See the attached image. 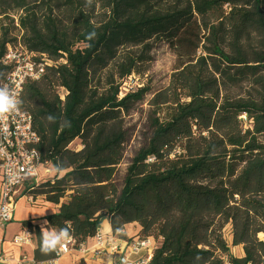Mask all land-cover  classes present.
I'll use <instances>...</instances> for the list:
<instances>
[{
  "label": "trees",
  "instance_id": "obj_1",
  "mask_svg": "<svg viewBox=\"0 0 264 264\" xmlns=\"http://www.w3.org/2000/svg\"><path fill=\"white\" fill-rule=\"evenodd\" d=\"M47 1L0 0V15L9 5L20 13L11 21L21 44L57 63L24 85L20 109L31 115L41 162L62 163L64 174L25 183L21 196L58 206L44 220L52 230L69 227L74 248L108 219L121 240L127 238L115 228L135 223L139 238L155 242L149 264H261L264 0H92L103 11L99 23L87 0ZM2 30L0 81L9 72L1 63L6 46L18 41ZM154 40L165 42L176 67L167 86L151 93L150 134L119 189L124 120L151 91L145 83L119 99V88L146 73ZM75 140L79 151L69 148ZM21 225L35 237L36 264L58 258L39 252L38 226ZM228 225L243 258L230 254Z\"/></svg>",
  "mask_w": 264,
  "mask_h": 264
},
{
  "label": "built area",
  "instance_id": "obj_2",
  "mask_svg": "<svg viewBox=\"0 0 264 264\" xmlns=\"http://www.w3.org/2000/svg\"><path fill=\"white\" fill-rule=\"evenodd\" d=\"M15 27H18L15 19ZM4 67L9 68L6 77L0 83L10 84L15 92L21 96L24 85L27 82L38 81L46 71L47 67L57 63L52 62L46 55L29 52L18 41L6 46L5 53L1 60ZM134 86L131 84V76L123 82L120 88L118 98H122L127 93L133 91ZM6 128L4 132L0 130V205L7 206L9 215L6 219H0L1 224H6L12 220L13 212L16 205L17 191L27 182L39 183L41 179L50 173L49 163H42L36 146L39 143L37 134L32 129V119L28 112L20 109L19 113L7 117L0 122V129ZM38 153V155H37ZM40 171L43 173L40 174ZM18 173L21 177L19 182H11L10 176ZM32 236L28 231H24L13 238V243L19 246L31 243ZM95 241L96 249L93 250V257L99 258L104 255V247L111 245L99 232L92 238ZM124 250L121 256L128 252L133 255V250L139 248L140 252L136 264H149L155 242L151 238L141 239L135 237L132 239L122 240ZM74 241L70 240L63 251L57 252L59 258L61 255L69 253L72 250L86 251L85 243H81L74 248ZM118 249L113 247L112 252ZM111 253V252H110ZM40 264H54L52 261Z\"/></svg>",
  "mask_w": 264,
  "mask_h": 264
},
{
  "label": "rangeland",
  "instance_id": "obj_3",
  "mask_svg": "<svg viewBox=\"0 0 264 264\" xmlns=\"http://www.w3.org/2000/svg\"><path fill=\"white\" fill-rule=\"evenodd\" d=\"M92 3H95V5L92 6L87 3L88 5H86L85 8L87 11H91L92 8L94 7L93 22L99 23L104 18L103 11L101 10L99 3H96L93 1ZM47 4H51V0L47 1ZM9 6L10 7L7 10L6 14L0 15V36L3 31L2 29L7 28L9 31L10 38L12 39L16 38L18 40V38H20L21 32L17 28L13 27L11 20H13V18H18L20 13L17 10L13 9L12 5H9ZM51 6L53 5L51 4ZM150 44H151L150 45L151 47H150L149 54L151 57V62L147 66L146 73L142 76H139L136 74L131 75V84L134 86L133 90H136L137 88L142 87L145 83H148V85L151 88V91H150V94L146 95L145 99L141 103L135 106V108L130 113V115L126 117L124 120L125 128L127 130V141L125 144L123 159L121 163L119 164V166L117 167L116 175L114 178L116 185L119 189L122 186V182L126 174V169L128 165L130 164L132 158L135 156L137 151L146 144V141L149 137L150 132H149V127H148V115H149L148 101L151 99V93L158 91L160 89H163L167 86L169 77L176 67L175 56L170 51L169 47L165 44V42L154 40ZM105 76H106L105 72H103L99 76L100 78L99 82L95 80L94 84L98 88L102 86ZM124 81H122L120 88H122ZM120 88H119V91H120ZM54 92L60 97L61 100H63L65 91L62 88L56 87L54 88ZM244 128L245 129L249 128V124H244ZM69 148L74 151H79L82 149V146L79 140H75L69 146ZM49 169H50V173L46 175V177L41 179L40 182H44L47 180H53L55 176L59 177V176H63L64 174V173H59V174L55 173L53 171L52 166L51 168L49 167ZM42 173L43 172L40 171V174ZM25 196L28 198H31L33 201L38 200V199H43L41 197L33 198L32 196H29L28 194H26ZM20 200H22L20 201V206L24 210H26L25 206H27V208L31 206L26 201V198L25 199L22 198ZM223 237H224L226 244L229 247L230 254L234 256L235 258H243L244 254H243L242 247L232 246L231 228L229 225L225 227L223 231ZM257 238L259 241L264 242V234H259ZM261 264H264V260L262 261Z\"/></svg>",
  "mask_w": 264,
  "mask_h": 264
},
{
  "label": "crops",
  "instance_id": "obj_4",
  "mask_svg": "<svg viewBox=\"0 0 264 264\" xmlns=\"http://www.w3.org/2000/svg\"><path fill=\"white\" fill-rule=\"evenodd\" d=\"M41 181V180H40ZM39 181V183H40ZM21 188L17 191L16 205L13 212L12 220L6 224L0 223V264H36L34 261V251L36 249V240L33 235L31 243L28 245L19 246L13 243V238L21 234L25 230L21 223L23 221H31L33 226H38L41 231V226L44 225V218L54 214L58 210V206L45 202L43 199L33 201L31 198L21 196ZM26 198V201L31 206L24 210L20 206V199ZM47 230H52L44 225ZM97 232L102 234L107 240L111 241V245L104 247V255L99 258L93 257V250L96 249L95 241L91 238L85 242L86 251L80 252L72 250L69 253L61 255L59 258L52 261L54 264H101L105 255L121 256L124 250V242L117 236L112 234L111 225L108 219L103 220L98 227ZM140 227L133 223L124 226V233L127 239L138 237ZM31 234V233H30ZM113 247L118 250L112 252ZM111 252V253H110ZM125 255H129L126 252ZM133 260L138 256L129 255ZM50 262V261H48Z\"/></svg>",
  "mask_w": 264,
  "mask_h": 264
},
{
  "label": "clouds",
  "instance_id": "obj_5",
  "mask_svg": "<svg viewBox=\"0 0 264 264\" xmlns=\"http://www.w3.org/2000/svg\"><path fill=\"white\" fill-rule=\"evenodd\" d=\"M90 5L92 0H87ZM86 38L91 41L96 38V32L93 30L87 33ZM22 100L19 98L17 92L13 90L10 84L0 83V122L7 119V117L17 114L20 111ZM50 122L55 121V117L51 114L47 117ZM4 132L7 131L6 128L0 129ZM38 155V153H37ZM154 160V157L151 158ZM53 171L60 173L64 171V165L62 163L54 166ZM21 179L18 173L12 174L10 176L11 182H19ZM9 215V209L7 206L0 205V219H6ZM44 225H48V221H44ZM41 226V235L39 243V252L42 255H51L52 253H57L63 251L66 248L67 242L71 238V230L69 227H63L59 230H47L46 227ZM115 232L120 235H125L123 228H115ZM140 249H134L133 255H139ZM101 264H136V262L129 256H113L105 255L102 259Z\"/></svg>",
  "mask_w": 264,
  "mask_h": 264
}]
</instances>
